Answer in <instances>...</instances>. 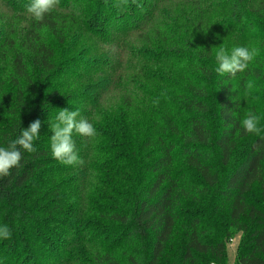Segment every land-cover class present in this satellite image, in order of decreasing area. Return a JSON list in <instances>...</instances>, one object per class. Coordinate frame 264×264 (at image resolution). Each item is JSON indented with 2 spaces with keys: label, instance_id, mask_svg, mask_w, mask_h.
<instances>
[{
  "label": "trees",
  "instance_id": "trees-1",
  "mask_svg": "<svg viewBox=\"0 0 264 264\" xmlns=\"http://www.w3.org/2000/svg\"><path fill=\"white\" fill-rule=\"evenodd\" d=\"M29 2L0 0V147L41 121L0 178V264H231L240 234L233 264H264V131L240 126L264 0H60L42 22ZM241 46L247 70L217 74ZM61 109L97 132L72 166L51 156Z\"/></svg>",
  "mask_w": 264,
  "mask_h": 264
},
{
  "label": "clouds",
  "instance_id": "clouds-1",
  "mask_svg": "<svg viewBox=\"0 0 264 264\" xmlns=\"http://www.w3.org/2000/svg\"><path fill=\"white\" fill-rule=\"evenodd\" d=\"M60 4V0H30L26 5V14L36 22H42L46 15L53 12ZM259 54L258 49L247 46L235 47L229 53L224 47L216 52L215 59L218 67L215 69L220 76L235 77L237 73H243ZM253 82L246 85L248 90L253 88ZM79 111L61 109L54 121H48L49 130L52 133L50 138L51 156L61 164L72 166L81 163L79 160L73 134L85 138H94L97 135L96 129L87 118L81 117ZM260 117L248 112L242 119L240 126L246 134L261 135L264 131L259 127ZM41 121L32 122L27 129H24L19 138L12 140L7 148L0 147V178L9 176L11 170L18 167L22 158L21 149L32 153L36 149L34 142L39 138ZM11 231L7 225L0 226V239H9Z\"/></svg>",
  "mask_w": 264,
  "mask_h": 264
},
{
  "label": "rangeland",
  "instance_id": "rangeland-1",
  "mask_svg": "<svg viewBox=\"0 0 264 264\" xmlns=\"http://www.w3.org/2000/svg\"><path fill=\"white\" fill-rule=\"evenodd\" d=\"M245 102L248 103L249 108L255 107L257 108L258 112H259V116L261 119L264 120V94H256V96H254V94H249L247 99H245ZM240 239H241V234L237 235L234 237V243H232V245L230 244L228 246V250H229V260L230 263L233 264L236 260V252L238 249V245L240 243Z\"/></svg>",
  "mask_w": 264,
  "mask_h": 264
},
{
  "label": "built area",
  "instance_id": "built-area-1",
  "mask_svg": "<svg viewBox=\"0 0 264 264\" xmlns=\"http://www.w3.org/2000/svg\"><path fill=\"white\" fill-rule=\"evenodd\" d=\"M232 243H234V241L232 240V242H231V245H232Z\"/></svg>",
  "mask_w": 264,
  "mask_h": 264
}]
</instances>
